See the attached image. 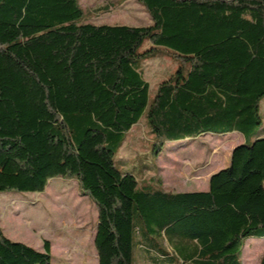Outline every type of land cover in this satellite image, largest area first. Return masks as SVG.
<instances>
[{"label":"trees","instance_id":"1","mask_svg":"<svg viewBox=\"0 0 264 264\" xmlns=\"http://www.w3.org/2000/svg\"><path fill=\"white\" fill-rule=\"evenodd\" d=\"M137 1L151 24L86 21L80 0H0V192L76 179L98 207L99 264H137L149 233L174 253L146 248L155 264H243L245 240L264 236V0ZM166 54L179 65L153 90L144 63ZM144 116L156 155L205 133L245 141L206 191L145 189L114 161ZM44 246L0 227V264H52Z\"/></svg>","mask_w":264,"mask_h":264},{"label":"rangeland","instance_id":"2","mask_svg":"<svg viewBox=\"0 0 264 264\" xmlns=\"http://www.w3.org/2000/svg\"><path fill=\"white\" fill-rule=\"evenodd\" d=\"M80 3L86 21L130 25L152 23L149 13L137 0H80ZM178 65L179 61L170 54L149 60L144 63L145 78L156 90L161 80L175 71ZM262 114L264 116V101ZM257 137H264V122L254 135V138ZM244 141L245 136L240 131L205 133L197 138L167 141L163 150L156 155L152 152L153 133L144 116L126 134L123 145L114 155V161L122 172L136 176L141 188L160 189L161 178L165 189L187 191L206 184L212 173L228 166L233 148ZM12 202L16 204L14 213H6L5 210H11ZM81 210L84 215L77 218L75 215ZM95 210H98L97 205L80 192L74 178L52 177L41 192H0V217L4 226L13 233L15 240L24 241L38 250H43V242L48 239L54 251V264H62L65 259L73 262L77 256L83 258L85 264H98L92 243ZM74 217L79 222L76 220L74 223ZM148 236L151 242L144 237L140 243L142 247L152 248L159 255V248L174 255L160 235L149 233ZM66 248L71 250L70 253L66 252ZM250 250L253 257H243V264H259L264 254V236L248 237L242 252L249 254ZM175 257L178 263V256ZM137 264L155 263L138 255Z\"/></svg>","mask_w":264,"mask_h":264},{"label":"crops","instance_id":"3","mask_svg":"<svg viewBox=\"0 0 264 264\" xmlns=\"http://www.w3.org/2000/svg\"><path fill=\"white\" fill-rule=\"evenodd\" d=\"M222 169V168H221ZM220 170V169H219ZM218 170V171H219ZM217 172V171H216ZM215 173V172H214ZM213 174V173H212ZM211 174V175H212ZM211 175L208 177V181H207V183L206 184H204V185H201L200 187H198L197 189H191V190H187V191H206V190H208V188H209V180H210V177H211ZM12 208H11V210H5V212L7 213L8 211L9 212H12V213H14V211L15 210H13L15 207H16V204L14 203V202H12ZM80 213V214H79ZM79 215H84L83 214V210H81L80 212H77V214L75 215L77 218H78V216ZM76 217H74L75 219H73V222L74 223H76V220H77V218ZM94 217H95V221H94V227H93V229H94V231H93V237H92V243H93V246L95 247V238H96V233H97V226H98V218H99V211L98 210H95V214H94ZM73 218V217H72ZM67 220H69V219H67ZM71 220V219H70ZM77 222H79L78 220H77ZM0 226L2 227V229H3V232H4V234L7 236V237H9L10 239H12V240H15V238H14V235H13V233H10V230H8V228L6 227V226H4V222H2V218L0 217ZM75 226V225H74ZM46 240H48V239H46ZM15 241H20V240H15ZM21 242H24V241H21ZM72 242V241H71ZM25 243V242H24ZM44 243H45V241L43 242V246H42V249L43 250H41V251H44V249H45V246H44ZM27 244V243H26ZM29 245V244H28ZM71 251V250H70ZM70 251H69V249L68 248H66V252H68V253H70ZM53 252V253H52ZM51 253H52V260H53V258H54V251L51 249ZM95 253H96V258L98 259V252H97V249H96V247H95ZM82 255H84L83 253H82ZM138 255H140L142 258H144V260H146V261H149L150 263H154L153 262V260L151 259V257H149V250H147L146 248H144V247H138V249H137V257H138ZM247 255L249 256V257H253V253L251 252V250H250V252H249V254H248V252L246 251V252H242V261H243V257H244V259L247 257ZM152 256V255H151ZM155 256V255H154ZM154 256H152V257H154ZM157 258L156 259H160L159 258V256H156ZM155 258V257H154ZM83 259V258H82ZM82 259H80L79 258V256H77L76 258H75V261H69V259H65V260H63V262H62V264H85L84 263V261L82 260ZM79 260H81L80 262H79ZM253 262V261H252ZM52 264H54V263H52ZM98 264H99V259H98Z\"/></svg>","mask_w":264,"mask_h":264}]
</instances>
